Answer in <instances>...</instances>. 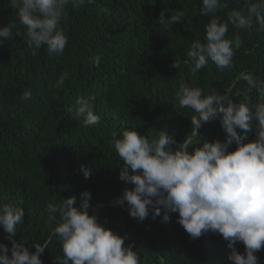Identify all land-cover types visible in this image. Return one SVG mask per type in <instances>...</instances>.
Here are the masks:
<instances>
[{"label":"trees","instance_id":"16d2710c","mask_svg":"<svg viewBox=\"0 0 264 264\" xmlns=\"http://www.w3.org/2000/svg\"><path fill=\"white\" fill-rule=\"evenodd\" d=\"M221 2L227 7L213 14L221 22H227L232 10L245 8L244 0ZM201 6L202 0H86L76 9L69 3L60 23L68 43L59 55L44 46L33 54L17 10L10 0H0V27L15 25L12 38L0 45V203L23 208L14 239L32 252L33 240L47 243L43 264H55L63 255L59 238L52 235L59 214L47 211L49 202L75 196L79 206L87 190L93 215L94 205L134 187L120 179L123 161L112 145L113 134L119 137L129 128L155 139L168 131L181 146L190 140L189 151L205 140L224 141L227 134L219 119L204 123L199 136L191 137L195 113L175 99L181 83L199 87L205 95L231 88L233 101L250 108L258 102L255 90L245 97L247 82L240 78L251 73L264 79V29L255 18L249 29L228 25L226 38L240 41L230 68L219 71L209 60L197 73L190 71L187 51L194 41L205 42V25L213 18L202 15ZM95 56L100 57L98 68L90 63ZM176 61L179 68L172 66ZM65 73L64 84L56 86ZM25 91L31 93L26 100ZM81 96L96 97L93 111L99 123L88 126L76 116L75 102ZM255 130V121L248 131L237 129L245 142L256 138ZM81 165L91 169L90 178L79 171ZM163 215L162 209L160 216L152 219L150 214L141 222L125 202L101 207L98 220L133 241L125 239V246H134L140 264H232V249L222 235L209 231L193 239L177 223L178 213H171L167 222ZM7 236L0 226V243L10 250ZM236 249L243 254L245 246L237 242ZM256 256L264 264V249Z\"/></svg>","mask_w":264,"mask_h":264},{"label":"clouds","instance_id":"9594fccd","mask_svg":"<svg viewBox=\"0 0 264 264\" xmlns=\"http://www.w3.org/2000/svg\"><path fill=\"white\" fill-rule=\"evenodd\" d=\"M86 0H10L17 10L20 23L25 26V40L28 48L35 50L46 47L49 54L63 55L68 37L60 27L66 18L65 6L69 3L79 8ZM94 4L95 0H87ZM245 8L232 10L227 22H221L213 14L221 7H227L221 0H202L200 12L213 15L205 25L204 41H194L187 51L195 74L211 60L219 71L232 66L235 49L240 47L239 39L226 38L229 23L237 29H249L253 19L264 29V0H244ZM178 22V17L172 18ZM163 23V21H161ZM14 24L0 27V45L12 38ZM19 34V32H17ZM95 67L100 57L90 60ZM173 67L179 68L176 61ZM67 73L62 74L56 86L64 84ZM247 82V94L255 90L258 102L251 108L245 102L232 99V89L224 94L213 90L205 95L199 87L181 83L175 92V99L181 108H190L191 137L199 136V129L206 122L220 120L224 141L205 140L188 150L185 141L181 146L168 131H160L158 138L149 139L136 129L123 128L119 137L113 134L112 145L122 163L120 179L132 188H125L123 195L108 203H98L89 214L91 193H81L80 204L76 197L63 199L60 203L49 202L47 211L59 214V222L52 232L59 238L62 256L55 258V264H140V257L134 246H125L127 237L121 236L99 222V210L106 205L127 203L130 215L144 221L151 214L152 219L160 216L170 220L171 213H178L179 223L196 239L211 231L222 235L232 249L228 259L232 264H258L256 253L264 249V79L251 73H241ZM236 96L241 95L238 91ZM25 91L22 99H29ZM95 96L78 97L75 113L82 117L85 125L99 123L100 117L93 111ZM256 122L255 139L246 141L237 129L248 131ZM235 144V150L230 147ZM79 171L85 179L90 178L91 169L81 165ZM23 208L10 203H0V226L8 234L12 247L0 243V264H43L42 254L47 243L32 241V252L23 243L14 239L17 225L23 223ZM51 219H56L53 215ZM237 242L245 246L244 253L236 249ZM11 251V255H9Z\"/></svg>","mask_w":264,"mask_h":264}]
</instances>
